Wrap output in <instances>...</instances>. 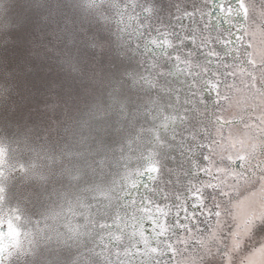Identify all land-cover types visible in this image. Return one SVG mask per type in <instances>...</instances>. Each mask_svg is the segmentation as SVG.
Instances as JSON below:
<instances>
[{
  "label": "rangeland",
  "instance_id": "1",
  "mask_svg": "<svg viewBox=\"0 0 264 264\" xmlns=\"http://www.w3.org/2000/svg\"><path fill=\"white\" fill-rule=\"evenodd\" d=\"M246 5L255 78L221 108L246 123L210 129L226 131V140H211L203 154L211 158L202 189L209 196L181 235L174 207L195 181L191 156L203 135L189 134L201 121L184 116L162 62L130 55L111 13L91 0H0V137L22 160L8 171L19 216L8 264H127L125 231L136 233L139 211H127L122 196L144 169L154 177L139 218H157L173 247L167 264H264V253L246 255L264 242V155H255L263 143L255 128L264 119V0ZM228 157L231 167L219 164Z\"/></svg>",
  "mask_w": 264,
  "mask_h": 264
},
{
  "label": "flooded vegetation",
  "instance_id": "2",
  "mask_svg": "<svg viewBox=\"0 0 264 264\" xmlns=\"http://www.w3.org/2000/svg\"><path fill=\"white\" fill-rule=\"evenodd\" d=\"M91 1L92 5L102 6L111 13L117 39L128 42L130 55H146L153 61L162 62L165 73L167 71L172 75L171 80L163 75L166 83L175 87L181 99L184 98L180 101L186 109L184 116L201 121L200 129L189 132L190 135L198 133V139L203 135L201 145L195 146L191 156L194 168H189V175L195 181L188 184L186 190L177 197L174 207L179 220L176 219L177 222L173 224L182 226L177 228V232L182 235L185 227L189 228V223L192 227L193 220L202 214L201 200L208 195L202 189L207 186L206 178L211 176V158L204 160L203 154L209 156L211 140L215 144L222 139L226 140V131L210 129H227L232 124L239 126L246 123V117L232 120L222 116L221 108L232 99L231 92L236 87L247 85L249 80L255 78L256 69L253 66L256 64L248 58V55H254V51L247 0ZM263 92L264 89L261 92L264 98ZM261 104L264 109V100ZM184 120L181 119L178 128H184ZM245 128L250 131L248 125L241 129ZM255 133L263 141L255 152L259 157L264 155V119L258 123ZM6 144V138L0 137V201L3 202L5 213L13 207L8 171L16 163H22V160L9 155ZM228 161L231 167L229 157L226 162L220 160L219 164L224 166ZM252 161L256 162L255 159ZM242 164L244 161L239 159L234 166L243 170ZM257 166H262L261 162ZM153 177L149 169H144L136 177L134 186L128 187L122 196L123 200L130 202V206H124L127 211H139L138 216L132 219L136 233L131 235L125 231L129 247L123 261L127 264H167L168 258L172 260L166 254L173 247L166 243L165 232L159 231L157 218H139L146 210L147 203L142 193L148 191ZM136 194L139 197L134 200L133 195ZM0 223L6 225V228L0 229V264H8L16 252L18 234L13 223H9L6 218ZM181 235L177 238L180 239Z\"/></svg>",
  "mask_w": 264,
  "mask_h": 264
},
{
  "label": "clouds",
  "instance_id": "3",
  "mask_svg": "<svg viewBox=\"0 0 264 264\" xmlns=\"http://www.w3.org/2000/svg\"><path fill=\"white\" fill-rule=\"evenodd\" d=\"M5 218L8 220L9 223H15L19 219L18 211L17 209L9 208L7 209V213H5L3 202L0 201V221H3ZM4 228H6V225L0 223V229ZM257 252L264 253V242L259 243L258 246L249 248L247 250L246 255L252 256L255 255Z\"/></svg>",
  "mask_w": 264,
  "mask_h": 264
}]
</instances>
